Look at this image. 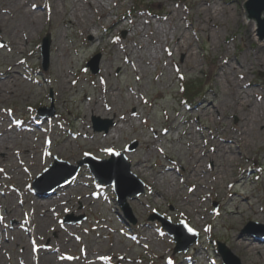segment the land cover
<instances>
[{
	"label": "rangeland",
	"instance_id": "1",
	"mask_svg": "<svg viewBox=\"0 0 264 264\" xmlns=\"http://www.w3.org/2000/svg\"><path fill=\"white\" fill-rule=\"evenodd\" d=\"M247 1L0 0V131L14 121L4 136H17L7 159L0 151V264H221V245L239 264H264V39L247 18ZM207 4L223 11L204 25L196 10ZM76 8L83 17L72 15ZM26 14L39 25L18 48L11 33L26 31ZM56 44L64 49L59 57ZM125 44L136 48L132 66ZM92 59L95 74L86 68ZM63 70L69 82L61 86ZM190 87L200 92L187 101ZM99 97L113 107L107 115L91 111ZM43 109L46 118L37 114ZM93 117L111 121L109 131L95 132ZM26 149L41 162H29ZM105 149L123 153L144 184L127 200L134 224L85 166L62 186L49 189L48 181L33 192L32 181L55 158L77 166L87 154L109 158ZM193 150L203 158L193 159ZM35 198L49 210L29 206ZM155 214L185 222L196 241L174 252L172 238L150 219ZM246 239L251 251L236 245Z\"/></svg>",
	"mask_w": 264,
	"mask_h": 264
},
{
	"label": "water",
	"instance_id": "2",
	"mask_svg": "<svg viewBox=\"0 0 264 264\" xmlns=\"http://www.w3.org/2000/svg\"><path fill=\"white\" fill-rule=\"evenodd\" d=\"M244 8L248 12L247 18L256 20L259 38L264 39V0H248ZM49 44L50 37L46 35L40 44V51L43 57V69H46L48 64ZM97 61L98 59H92L86 66V68H90L93 74L97 72ZM47 112L48 109H43L38 110L37 114L46 118L48 116ZM92 122L93 130L99 133H107L112 126L111 121L101 122V120L96 117L92 118ZM101 123L103 125H101ZM133 148L134 146H131L127 150H132ZM81 166H85L89 170L94 181L100 186L103 185L106 188L110 187L112 189L114 201L123 217L134 224L135 218L132 215L127 200L140 196L144 192V184L130 172L129 165L126 163L123 153L113 152L107 159H98L87 154L78 162L77 166H72L68 162L55 158L54 163L33 180L32 188L35 193H40L42 184L48 181L50 182L46 185H48L47 188L49 187V189L62 186L65 182L63 178H67V182L72 180L76 175V171ZM65 168H67V171L63 173ZM55 177L57 178L55 179ZM55 180H57V182ZM150 219L157 220L166 234L172 237L173 243L175 244L174 252L187 250L197 239V234L193 231H189L190 228L187 227L184 222L174 225L158 214L153 215ZM250 225L258 226L256 223H251ZM250 233L253 232L250 231ZM254 234L256 233L254 232ZM217 253L221 258L222 264H239L238 260L232 256L230 251L224 246L221 245V247L217 249Z\"/></svg>",
	"mask_w": 264,
	"mask_h": 264
},
{
	"label": "bare ground",
	"instance_id": "3",
	"mask_svg": "<svg viewBox=\"0 0 264 264\" xmlns=\"http://www.w3.org/2000/svg\"><path fill=\"white\" fill-rule=\"evenodd\" d=\"M14 2V5H13V7H12V9L13 10H16V9H18L19 7H20V4L19 3H17V2H15V1H11V3H13ZM24 5H28L29 6V3H27L26 2V0H24ZM97 5H99V6H101V4L100 3H97ZM209 7H210V9H206V8H203V7H201V8H199V9H197L196 10V13L198 14V19H200L201 20V24H208V23H211V22H216V19H217V17H220V15H218L219 14V12L220 11H223L222 10V8H215V7H213V6H211V5H209V4H207ZM23 6V5H22ZM42 7H43V5H42ZM169 9H171V8H169ZM9 10H11V9H9ZM12 10V11H13ZM43 10H45L44 9V7H43ZM77 10V11H76ZM218 10V11H217ZM76 13V16H78V15H81L82 17H83V15L81 14V12L76 8L75 10H73V12H72V15H73V13ZM4 13L5 14H8V11L7 10H4ZM53 15H55L56 14V8H54L53 9ZM9 15H10V13H9ZM173 17V16H172ZM172 17H171V19H172ZM1 19H3V18H1ZM8 19V18H7ZM0 24H2V21L0 20ZM25 24L27 25V28H26V31H25V29H23V30H19L18 29V27L17 28H15V29H13V32L11 33V35L14 37V42L16 43V45L15 46H18V48H20V43L22 42V40H25V39H29L30 38V34H31V32L33 31V30H35L36 28H37V26L39 25V19L37 18V19H35V18H33V16L32 15H30V14H26L25 15ZM251 24V23H250ZM252 25H254V24H252ZM256 25V24H255ZM87 29V31H89V29L88 28H86ZM85 29V30H86ZM143 36L144 37H146L147 35L146 34H143ZM173 36V35H172ZM184 38V33L182 34H180L178 37H177V44H176V47L177 48H182V44H181V42H179V40H181V39H183ZM57 40H61L60 38L59 39H57ZM135 46H137V50H141V48H143L145 45L144 44H142L140 41H138V42H135ZM134 49H136V48H133V49H131V50H129V52H128V46H127V44H125V49L123 50V54H124V56H123V58L126 60V62H130L131 63V66L134 64V58H133V55L135 54V51H133ZM56 52H57V56L59 57L60 56V54H63V51H64V49H63V46H61V45H59V44H56ZM164 51L166 52L167 51V48L166 47H164ZM183 51L185 52V51H187V49L186 48H183ZM170 54V53H169ZM131 56H132V58H131ZM62 60L64 59V55L62 56V57H60ZM151 59L152 60H156V58H155V56L153 57H151ZM131 60V61H130ZM257 61L259 62V59H257ZM145 63H148L146 60L144 61ZM108 68V66L106 67V69ZM7 74H9V73H7ZM58 76H60V84H61V86H63L64 84H68V82L69 81H67V77H66V71L65 70H63V72H62V74H60V75H58ZM7 77V79H9V81H12L13 79H11L12 77L10 76V74L9 75H7L6 76ZM135 77H136V79L137 80H140L141 79V77L138 75V74H135ZM6 80V79H5ZM72 81H70V83H71ZM131 93H133L134 95H135V93L134 92H131ZM236 95V94H235ZM135 98H138V96L136 95L135 96ZM87 101L88 102H90L91 101V99H87ZM92 103H93V108H92V110L91 111H96V112H101V115H107V112H110V111H112L113 110V107L110 105V104H108L107 103V100H106V98H104V97H99V98H97V99H94L93 101H92ZM239 105H241L242 107H246V105L247 104H245V103H243L242 101H240L239 102ZM249 107V105H247V108ZM262 110H263V108H262ZM262 110H261V112H262ZM251 114V113H250ZM250 114H249V116H250ZM118 118V120H117V122H121V119H122V117L120 116V117H117ZM16 124V122H14V121H12V126H14ZM12 126H10V127H4V128H2V130L0 131V137H3V140L1 139L0 140V151H2V152H4V154H5V157H6V159H7V156L9 155V151H10V149L13 147V144L15 143V139H14V137H16L17 138V136H14V137H12L11 135L10 136H4V132L6 131V130H10L11 128H12ZM125 126H129V124H127V125H125ZM125 128H127V127H125ZM123 129V126H120V127H118L115 131H114V133H120L121 132V130ZM174 129H176V128H174ZM11 134V133H10ZM111 134V133H110ZM110 136V135H109ZM25 137V134H23V138ZM111 139H114V137L112 136V137H110ZM214 138H216V136L214 137ZM213 138V139H214ZM212 139V140H213ZM211 140V139H210ZM203 141V140H202ZM195 146V145H194ZM193 146V147H194ZM21 147H23V148H26V139H23V141L21 142ZM30 149V148H29ZM32 149H34V147H32ZM213 148H211V150H212ZM215 149H216V151L219 153V152H221V150H220V148L218 149V146H215ZM26 154H28L27 155V160L29 161V162H41V155H37L38 154V152H36V151H34L33 153H31V150L29 151L28 149H26ZM40 152V151H39ZM193 152H194V150H193ZM13 155V154H12ZM11 155V156H12ZM10 156V157H11ZM216 156V155H215ZM193 159H197V160H201L202 158H203V154L201 155V156H199L198 157V155H197V153L196 152H194V154H193ZM196 160V161H197ZM228 161H230V162H232L233 160H234V157H229V159H227ZM16 162L19 164L21 161H19V159H16ZM35 164V163H34ZM34 164H27L30 168H33L34 167ZM137 171L138 172H141L140 170H138L137 169ZM201 170H199V166L197 167V168H194L193 170H192V172H194V173H199ZM159 174H161V175H163L164 173H159ZM142 176H143V174H142ZM15 180H17V178L15 179ZM197 181H199V180H197ZM189 183V182H188ZM58 190V189H57ZM62 190L63 189H61V190H58L55 194H58V193H61L62 192ZM87 198V197H86ZM51 200H58L57 199V195H55V196H52L51 198H50ZM43 201L44 200H41V199H38V198H35V199H33L32 200V202H31V204L29 205V206H33L34 208L33 209H35V210H41V211H44L45 212V210L46 211H48L49 209L48 208H45V209H39L38 208V206L41 204V203H43ZM7 207L8 208H11V206H9V205H7ZM48 209V210H47ZM12 213H14V210L12 209L10 212H9V215H11ZM236 245L240 248V249H243L244 251H247V250H250L251 251V249L248 247L249 245H250V240H245V241H240V240H238V242L236 243Z\"/></svg>",
	"mask_w": 264,
	"mask_h": 264
},
{
	"label": "trees",
	"instance_id": "4",
	"mask_svg": "<svg viewBox=\"0 0 264 264\" xmlns=\"http://www.w3.org/2000/svg\"><path fill=\"white\" fill-rule=\"evenodd\" d=\"M185 91H186V88H185ZM199 92H200L199 88L192 89L190 87V90H187V92H185V97L187 98V101H192L194 99V97L196 96V94Z\"/></svg>",
	"mask_w": 264,
	"mask_h": 264
},
{
	"label": "snow or ice",
	"instance_id": "5",
	"mask_svg": "<svg viewBox=\"0 0 264 264\" xmlns=\"http://www.w3.org/2000/svg\"><path fill=\"white\" fill-rule=\"evenodd\" d=\"M105 151H107V152H113V150L112 149H105ZM189 231H192V229H189Z\"/></svg>",
	"mask_w": 264,
	"mask_h": 264
}]
</instances>
